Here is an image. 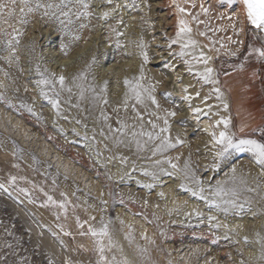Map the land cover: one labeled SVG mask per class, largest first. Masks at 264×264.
Masks as SVG:
<instances>
[{"label": "rangeland", "instance_id": "374dc122", "mask_svg": "<svg viewBox=\"0 0 264 264\" xmlns=\"http://www.w3.org/2000/svg\"><path fill=\"white\" fill-rule=\"evenodd\" d=\"M38 2L56 5L60 0ZM0 3L6 5L0 14V93L10 102L0 101V183L8 188L0 190V264H97L101 255L97 241L106 261L115 258L114 264L125 260L127 264H264V167L249 152L230 150L217 160L219 146L212 138L204 140L201 131L179 116L183 109L195 113L197 105L206 107L204 111L216 108L213 88L218 87L228 100V132L264 142V115L252 121L253 107L237 106V89H248L250 94L253 85L261 96L257 108L264 113V60L249 55V46H264V33L247 23L239 12L242 4L186 1L183 14L204 35L195 40L182 34L169 44L161 28L155 29L156 17L150 19L151 8L142 0L111 4L90 0L89 15L79 19L74 13L80 9L73 0L71 24L55 7L36 8L37 0H32L34 11L25 16L28 23H20L19 0L11 18L8 11L13 5L9 0ZM104 12L110 15L102 18ZM189 39L196 41V47L201 45L203 54H211L210 67L218 81L214 87L191 68L196 65L195 46L184 49L191 71L176 57ZM167 50L174 55L160 58L163 62L156 67L148 65ZM233 52L237 54L230 55ZM152 67L168 81L172 78L183 98L175 100L172 87L159 88ZM180 68L183 71L176 76ZM37 69L53 80L60 93L59 114L40 96ZM61 75L63 90L57 82ZM137 84L142 85L143 103L132 91ZM50 89L45 86L52 96ZM187 95L190 100L184 99ZM165 127L168 130L162 132ZM165 137L173 146L163 143ZM13 176L16 180L9 184ZM225 181L237 192L226 199H235L238 205L227 212L192 195L203 188L207 200L219 203L212 191ZM19 189H26L27 195ZM48 196L56 203H49ZM245 221L249 226L243 236L239 227ZM105 226L107 236L94 237L88 231L99 232Z\"/></svg>", "mask_w": 264, "mask_h": 264}, {"label": "snow or ice", "instance_id": "6c2138e0", "mask_svg": "<svg viewBox=\"0 0 264 264\" xmlns=\"http://www.w3.org/2000/svg\"><path fill=\"white\" fill-rule=\"evenodd\" d=\"M16 2H17V0H9V3L11 5H13V7L10 8L8 11V15L10 18L15 14L14 6H15ZM19 3L21 5L20 10H19L20 11L19 22L26 24V23H28V21L25 19V16L34 11V9L32 7V0H19ZM74 3H75V6H77L78 9H80L74 13V15L76 16L77 19H79L81 16L87 17L89 15V13L87 12V9L90 6V0H74ZM103 3L111 4L112 0H103ZM218 3L221 5L224 3H227L229 6H232V7H234L237 3L242 4L243 5V14L246 18L247 23L250 24L252 27H254L256 30H258L259 32L264 33V0H218ZM72 4H73V0H60V3H58L56 5H53V4L41 5L37 0L36 8L47 7L48 9H51V8L55 7L57 10L60 11V15H62L66 18L67 23L71 24L72 23V20H71L72 13H71L70 5H72ZM5 7H6V5L4 3H0V14H3ZM118 7H119V5H117V8ZM64 8H69V11H63ZM115 10L116 9H112V11H115ZM179 11L181 13H183V12H185V9L179 8ZM201 11L203 13L207 14L208 9L204 8L203 5H201ZM47 14L48 13L45 12V15H47ZM109 15H110V12H104L102 15V18H106ZM53 16H55V13H53ZM57 19H58V17H57ZM193 19H195V17H193ZM60 23L64 24L65 21L61 20ZM178 25H179V30L176 33L177 40H173L171 43H176L179 39H181L182 34H186V33L191 32V29L187 27L186 22L183 19L178 21ZM83 27H85V25L81 24V28H83ZM200 35H204V33H200ZM13 39H16V37L13 36ZM76 39H79V37H76ZM262 39H264V37H262ZM18 42L19 41L17 40V43ZM233 43H241V42L233 41ZM10 45H11V42H9V46ZM189 45L195 46L196 41L191 40V39L187 40L185 43H183L181 45V51L179 53H177V55H179L181 57L186 55L184 49L189 47ZM236 54L237 53H235V52L230 53V55H233V56ZM252 54H255V56L259 60H264V46L259 47V48H253V47L249 46V55H252ZM144 58H145V60H147L146 54H145ZM193 59H198L199 61H201L205 65H207L208 61L211 59V57L204 56V54L201 53L199 58L193 57ZM247 59H248V56H245V60H247ZM189 63H190L189 61L185 60V64H189ZM239 67L243 68V65H239ZM189 71H191L190 68H189ZM213 72H214L213 68L205 67L203 72H198V73H196V75L204 83H211L213 85H216L218 83V81L213 78ZM37 73L39 75H41V79L36 81L37 85L40 86V96L44 100H46L49 104H51L52 109L56 110L57 114H59L60 93L58 91H56L55 84H54L52 79L44 77L42 73H39V69H37ZM57 82L59 83V85L61 86V89L63 90L65 77L63 75L59 76ZM124 83L126 85L130 84V82L127 79L124 81ZM45 86H51L50 90L53 93L52 96H49L48 91H45ZM141 88H142V85H139V84H137L134 88H132V91L135 93V98H136V101L138 103H143L142 93L140 91ZM69 91H70V89H69ZM144 91L147 92L148 89H144ZM185 91H187V89H185ZM213 91L216 93L217 99H221L220 89L218 87H214ZM148 98L151 100V102L153 104H157L155 97H153L149 94ZM184 99L190 100L191 97L185 96ZM0 101L10 103V102L5 101V98H4L2 93H0ZM105 103H106V101H105ZM21 107L25 108L32 115H36V113L34 112L33 108L30 105L22 103ZM157 107H159V105H157ZM227 108H228V104L225 103L224 109L227 110ZM193 111L198 113L201 110L199 108H197V109H194ZM168 115L169 116H175L176 113L175 112H169ZM105 119H107V117H105ZM216 123L218 125L223 124L224 129H225V131H221L218 136L216 135L215 132H213L211 134L212 141H213L214 145L219 146L218 151L216 152L217 160L224 158L227 154H229L230 150L236 151V152H249L255 158V162L257 164L261 165L262 167H264V142H260V141L255 140V139H243V138L238 137L235 133L230 134L227 131L229 124H230L229 119L221 118ZM167 124H168V121L165 120V125L167 126ZM123 127H124V125H122V127L120 129L121 131L123 130ZM153 127H155V125H153ZM167 130H168L167 127L161 129L162 132H166ZM60 131H63V130L60 129ZM240 131L242 132L243 128H241ZM133 135L135 136L136 133H133ZM148 136H149V139L153 138L150 133L148 134ZM163 143L167 144V146H169V147L173 146L171 144H168L166 137H165ZM177 143H180V141L178 140ZM33 161L37 162L35 160V157H33ZM171 166L173 168H176V165H174V164ZM185 167H187V164L185 165ZM213 167H216V164H214ZM235 171H236V169L233 168L232 173L234 174ZM261 174L264 175V172H262ZM144 175H149V173L145 172ZM15 180H16V177H14V176L10 177L9 184H14ZM197 183H199V181H197ZM226 185H227V181L218 182L216 188L212 191V196L214 198H219V203L216 201V199L207 200V198H205L203 195V193H204L203 188H200L199 191H192V195L193 196H199L201 199H206V202L209 203L211 206H215L217 208H221L223 206V211L227 212L229 210V207L236 208V207H238V205L236 204L235 199H226V197H233L234 198L237 195L235 188H228V187H226ZM147 187H151V185H147ZM180 187L184 188L185 186L182 184ZM0 190L7 192L8 188L5 187L4 184L0 183ZM19 191L24 193L25 195H27L26 189H19ZM47 201L49 203H52V204L56 203L52 199L51 196L47 197ZM29 202L30 203L32 202L31 199H29ZM42 206H47V205H42ZM59 207L61 209H63L65 207V205L63 203H61V204H59ZM240 207H242V206H240ZM209 219H214V217H210ZM77 224L79 227H82V225H80V223H79V220L77 221ZM88 231L94 237H96V236H107L108 235L107 226H105L99 232H97L91 228H89ZM64 234L69 235V233H67V232H65ZM83 234L84 233H81V235H83ZM245 241H247V238H245ZM97 245H98L97 250L101 254L97 264H114L115 258H113L112 262L106 261V258L103 255L104 247H103L102 243L100 241H97ZM65 264H68V262L66 261ZM121 264H127V261L125 260V261L121 262Z\"/></svg>", "mask_w": 264, "mask_h": 264}, {"label": "bare ground", "instance_id": "6f19581e", "mask_svg": "<svg viewBox=\"0 0 264 264\" xmlns=\"http://www.w3.org/2000/svg\"><path fill=\"white\" fill-rule=\"evenodd\" d=\"M143 1V4L144 5H146L148 8H151L150 9V13L152 14V15H149L150 16V19H152V17L151 16H155L156 17V20H157V23L154 25L156 28L155 29H159V28H161V35H164L165 36V39L167 40V42L169 43L170 42V40H173V39H175L176 38V33H177V31L179 30V25H178V21L179 20H181V19H183L185 22H186V25H187V27L188 28H190L191 29V32L190 33H186V34H183V35H188L189 36V34L192 36V38H194L195 40H198L199 39V34L197 33V31H196V29H195V27L193 26V24H192V22L190 21L191 19H188L189 17H187V15H184L183 13H181L180 11H179V8H183V9H185V7H186V1H188V2H190V0H142ZM192 1V0H191ZM195 1V0H194ZM215 2H217V0H214ZM192 4V3H191ZM241 8V7H240ZM239 12L240 13H243V11H241V10H239ZM243 15V14H242ZM152 24H153V22H152ZM147 28V27H146ZM152 30V29H151ZM157 32H159V31H157ZM152 37V36H151ZM151 37H149V38H151ZM186 37V36H185ZM202 37V36H201ZM158 38V37H157ZM164 38V37H163ZM154 39H155V37H154ZM193 39V40H194ZM203 39V38H202ZM151 40H153V38L151 39ZM160 40V39H159ZM154 41V40H153ZM201 41V40H200ZM158 42V41H157ZM181 42H182V40H181ZM164 43V42H163ZM160 44H161V46H162V43H161V41H159V43H158V45L160 46ZM170 44V43H169ZM206 44V43H205ZM164 45H166V44H164ZM167 46V45H166ZM201 46V45H200ZM200 46H198V44H197V51L196 52H194V53H192V55L194 54V56L195 57H197V58H199V56H200V54L202 53L201 51V47ZM177 47V46H176ZM200 47V48H199ZM204 47V46H203ZM168 48H169V45H168ZM193 48V47H192ZM167 49V48H166ZM165 49V50H166ZM181 49V48H180ZM203 49V48H202ZM165 50H163V51H165ZM179 50V49H178ZM189 50V49H188ZM194 50V49H193ZM187 51V50H186ZM191 51V50H190ZM156 52H158V51H156ZM167 52H168V50H167ZM170 53V51L168 52V53H166V52H160L158 55H157V58H155L153 61H147V63H148V65H152V66H154V67H156L158 64H160L161 62H163V61H161L160 60V58H162V57H164V59L165 60H168L170 57H168L167 56V54H169ZM176 53V52H175ZM177 53H179V51L177 52ZM189 53V52H188ZM190 53V54H191ZM139 54V53H138ZM171 54V53H170ZM173 54V53H172ZM171 54V55H172ZM174 55V54H173ZM166 56V57H165ZM179 55H177L176 57H178ZM188 56V55H187ZM204 56H207V57H211V54H209V52H207L206 54L204 53ZM181 57V56H180ZM193 57V56H192ZM188 58V57H187ZM191 57H189L188 59H190ZM72 59V58H71ZM71 59H69L68 61H71ZM75 59V58H74ZM185 57L183 56V57H181L180 58V60L179 61H183V65H186L185 67L187 68V66L189 65L190 66V64H185ZM211 60H212V57H211V59L208 61V64L207 65H205L203 62H199L198 61V59H196V65H193L191 68L194 70L195 69V71H197L196 73H198V72H203L204 71V69H205V67H210V65H211ZM172 61V60H171ZM213 61V60H212ZM173 62H174V60H173ZM190 62V61H189ZM195 62V61H194ZM65 63H68L67 61L65 62ZM64 63V64H65ZM146 63V62H145ZM144 63V64H145ZM176 63V62H175ZM172 64V63H171ZM147 65V64H146ZM188 66V67H189ZM166 67V66H165ZM184 67V68H185ZM189 67V68H190ZM174 68V67H173ZM188 68V69H189ZM190 68V69H191ZM149 69H151V68H149ZM183 68H180V70L179 71H177V74H176V76H178L179 74H180V72H182L183 70H182ZM152 75L155 77V79H156V81H158V83H159V88L160 87H163V86H169V88L170 87H172V90H173V98H175V100L176 99H178V98H183V95H181L182 94V92L181 91H177V90H175V86H172L173 84H172V78H171V80L170 81H168L167 79H166V77H165V75L163 74V73H160L158 70H154L153 69V67H152ZM170 70V69H169ZM182 70V71H181ZM172 71H173V69H172ZM188 71V70H187ZM194 71V72H195ZM69 72V71H68ZM81 72H83V70L81 71ZM175 72V71H174ZM173 72V73H174ZM169 73V72H168ZM187 73V72H186ZM195 73V74H196ZM214 74V73H213ZM72 74H67V77L68 76H71ZM82 75V74H81ZM85 75H86V73H85ZM175 75V74H174ZM150 76H151V74H150ZM79 77V76H78ZM173 77V76H172ZM188 77V76H187ZM213 78H214V76H213ZM187 80H188V78H187ZM165 83H167V84H165ZM184 83L186 84L187 83V81H186V79L184 78ZM165 84V85H164ZM188 84V83H187ZM211 84V83H210ZM175 85V84H174ZM195 86V85H194ZM215 85H211V87H214ZM192 92V91H191ZM221 93V99H218V103H217V105H215V107L216 108H214V106L212 107V108H208L206 111H204V109H206V107H202V108H199L198 107V105H197V108H199L201 111L200 112H195V113H191V112H188L186 109H183V110H181V113H180V118L182 117L183 118V116L184 117H186L187 118V121L189 122V124H192V126H191V128L193 129V128H197L196 130H199V131H201L205 136V138H204V140L205 139H207L208 141H210V138H212V136H211V134L213 133V132H215L216 133V135H219V133L221 132V131H225V129H224V126H223V124H217L216 122L218 121V120H220L221 118H226V119H230V116L228 115V112H227V110H225L224 109V104L225 103H227L228 104V100H227V97H226V95L223 93V92H220ZM188 94V93H187ZM205 95V94H204ZM188 96V95H187ZM91 99H93V97L91 98ZM95 99V98H94ZM195 105V104H194ZM201 105V104H200ZM182 108V107H181ZM194 108H196V107H194ZM211 118V122L212 123H210L209 122V119ZM229 128V127H228ZM195 130V131H196ZM228 131V130H227ZM201 133V134H202ZM133 169V168H132ZM133 172V171H132ZM123 175V174H122ZM123 177V176H122ZM122 179V178H121ZM124 179H126V178H124ZM139 180V179H138ZM121 181V180H120ZM126 181V180H125ZM147 187V186H146ZM148 188V187H147ZM239 209H241V207L239 208ZM240 211V210H239ZM242 212V211H241ZM247 216V215H246ZM249 217V216H248ZM245 223L246 224H242L240 227H239V230H240V232L242 233L241 235H243L244 236V229H246V227H248L249 225V222H247V221H245ZM213 225V224H212ZM233 227V226H232ZM242 227V228H241ZM226 229V228H225ZM236 229V228H235ZM238 230V231H239ZM249 236V235H248ZM248 236L246 237V235H245V237L246 238H248ZM250 246V245H249ZM254 250V249H253ZM228 251V250H227ZM227 253V252H226ZM229 257L230 258H232L231 260H235V259H233V256H232V254L231 255H229Z\"/></svg>", "mask_w": 264, "mask_h": 264}, {"label": "crops", "instance_id": "0c3cea01", "mask_svg": "<svg viewBox=\"0 0 264 264\" xmlns=\"http://www.w3.org/2000/svg\"><path fill=\"white\" fill-rule=\"evenodd\" d=\"M252 87L254 88V89L253 88L250 89L253 91L252 94H251L252 91L249 92L250 94L247 93V91H249L248 89H244V90L243 89L240 90L239 88L237 89L239 91L238 92V94H239L238 99L240 100V101H238L239 105H237V106L240 109L242 106H246L247 108L252 106L253 108H252V111H250V112H251V115L253 117H251V120L256 121L257 119L260 120V116L262 117L264 115V113L261 114V111L257 108V106L259 105L258 103L261 101V96L259 95L258 92L255 93V89H257L256 86L254 87L252 85ZM242 91H244V92H242ZM254 105H256V107Z\"/></svg>", "mask_w": 264, "mask_h": 264}]
</instances>
